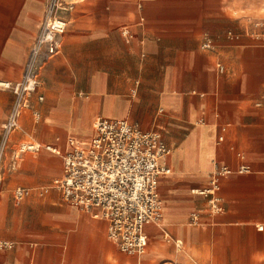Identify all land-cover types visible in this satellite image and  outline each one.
I'll return each instance as SVG.
<instances>
[{
	"label": "crops",
	"instance_id": "crops-1",
	"mask_svg": "<svg viewBox=\"0 0 264 264\" xmlns=\"http://www.w3.org/2000/svg\"><path fill=\"white\" fill-rule=\"evenodd\" d=\"M48 1L0 0V79H21ZM66 17L2 147L0 237L12 245L0 264H264V39L248 20L264 19V0H83ZM16 101L0 88V148ZM99 118L157 130L171 150L141 256L53 185L63 159L45 146H89ZM29 140L42 148L18 152ZM239 152L251 171L222 178L215 213L200 190L220 166L238 168ZM18 187L29 190L20 201Z\"/></svg>",
	"mask_w": 264,
	"mask_h": 264
},
{
	"label": "built area",
	"instance_id": "built-area-1",
	"mask_svg": "<svg viewBox=\"0 0 264 264\" xmlns=\"http://www.w3.org/2000/svg\"><path fill=\"white\" fill-rule=\"evenodd\" d=\"M81 1L49 0L40 32L29 49L21 79H0V88L9 89L17 96L16 104L4 124L0 159L7 137L19 128L20 117L40 85L42 57L50 58L58 53L59 37L65 33L68 25L66 14L72 12ZM248 20L253 26L261 28L264 39V19ZM203 47H210V42H205ZM39 98L43 99V96ZM223 139L224 136L220 135L219 141ZM41 148V144L31 140L20 142L17 146L20 153L39 151ZM45 148L60 154L63 159V175L54 180V187L61 190L64 197L80 210L104 219L108 226V238L121 252L141 256L148 242L145 225L160 222L163 216V200L158 191L159 177L171 172L166 161L171 150L161 133L143 130L125 119L99 118L96 135L88 148L74 147L70 138L64 152L51 145ZM238 156L243 160L238 168L220 166L212 174L209 185L200 190L215 213L223 210L219 197L222 178L235 172L251 171L250 165L244 162V154L239 152ZM2 181L0 165V191ZM28 194L29 190L23 187L15 190L19 201ZM11 245L10 241L0 237V247Z\"/></svg>",
	"mask_w": 264,
	"mask_h": 264
},
{
	"label": "bare ground",
	"instance_id": "bare-ground-1",
	"mask_svg": "<svg viewBox=\"0 0 264 264\" xmlns=\"http://www.w3.org/2000/svg\"><path fill=\"white\" fill-rule=\"evenodd\" d=\"M71 140V142H72V144H73V146L74 147H79V148H88L90 145H91V143H92V141H91V143H90V145L89 146H87V147H85V146H81L79 143H77L74 139H70ZM93 140V139H92Z\"/></svg>",
	"mask_w": 264,
	"mask_h": 264
}]
</instances>
